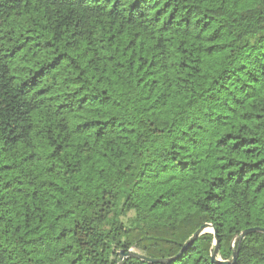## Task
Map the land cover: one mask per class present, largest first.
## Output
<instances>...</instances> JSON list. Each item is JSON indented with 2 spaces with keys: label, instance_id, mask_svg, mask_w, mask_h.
I'll return each mask as SVG.
<instances>
[{
  "label": "trees",
  "instance_id": "1",
  "mask_svg": "<svg viewBox=\"0 0 264 264\" xmlns=\"http://www.w3.org/2000/svg\"><path fill=\"white\" fill-rule=\"evenodd\" d=\"M257 226L264 0H0V264H264Z\"/></svg>",
  "mask_w": 264,
  "mask_h": 264
},
{
  "label": "water",
  "instance_id": "2",
  "mask_svg": "<svg viewBox=\"0 0 264 264\" xmlns=\"http://www.w3.org/2000/svg\"><path fill=\"white\" fill-rule=\"evenodd\" d=\"M214 232L215 234V242L216 244H218V236H217V231L216 229L213 227V225L209 224V223H205L203 224L193 235L192 239L187 242L184 245V248L186 246H188L189 244H191L199 235L205 233V232ZM251 232H264V227H249L246 228L245 230H243L240 235L237 238V241H241L244 237H246L247 234L251 233ZM119 256L121 259H125V258H129V257H136V258H140V259H147L151 262H164V261H168L169 259H155V258H147L146 256L138 253L137 251H134L132 249H130L129 251H125V250H121L118 252ZM237 256V252H235L233 259L232 260H221L220 258L217 257V250L215 251V253L213 254V260L218 261V262H222L224 264H231ZM122 264V263H120Z\"/></svg>",
  "mask_w": 264,
  "mask_h": 264
},
{
  "label": "rangeland",
  "instance_id": "3",
  "mask_svg": "<svg viewBox=\"0 0 264 264\" xmlns=\"http://www.w3.org/2000/svg\"><path fill=\"white\" fill-rule=\"evenodd\" d=\"M215 71L212 72V74L214 73Z\"/></svg>",
  "mask_w": 264,
  "mask_h": 264
}]
</instances>
